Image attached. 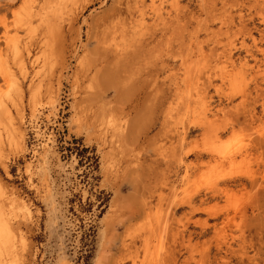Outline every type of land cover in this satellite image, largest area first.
I'll return each mask as SVG.
<instances>
[{
  "label": "rangeland",
  "instance_id": "1",
  "mask_svg": "<svg viewBox=\"0 0 264 264\" xmlns=\"http://www.w3.org/2000/svg\"><path fill=\"white\" fill-rule=\"evenodd\" d=\"M263 34L264 0H0L2 264H264Z\"/></svg>",
  "mask_w": 264,
  "mask_h": 264
},
{
  "label": "bare ground",
  "instance_id": "2",
  "mask_svg": "<svg viewBox=\"0 0 264 264\" xmlns=\"http://www.w3.org/2000/svg\"><path fill=\"white\" fill-rule=\"evenodd\" d=\"M212 1V0H211ZM217 1V0H216ZM261 1V0H260ZM57 2V1H56ZM163 2V1H162ZM169 2V1H168ZM204 2V1H203ZM208 2V1H207ZM143 3H144V1H143ZM211 3H213V2H211ZM142 4V3H141ZM157 4V3H156ZM158 4H159V1H158ZM158 4H157V7H160V6H158ZM170 4V3H169ZM143 5V4H142ZM178 5V4H177ZM55 6V5H54ZM57 6V5H56ZM171 6V5H170ZM174 6H175V4H174ZM181 6V5H180ZM183 6V5H182ZM185 6V5H184ZM183 6V7H184ZM248 6V5H247ZM162 7V6H161ZM172 7V6H171ZM225 7V6H224ZM55 8V7H54ZM53 8V9H54ZM165 8V7H164ZM170 8V7H169ZM201 8V7H200ZM219 8V7H218ZM139 9H142V8H139ZM147 9V8H146ZM150 9V8H149ZM159 10L161 9V8H158ZM171 9V8H170ZM174 9H182V7L181 8H179V6H177V8H174ZM188 9V8H187ZM207 9V8H206ZM52 10V9H51ZM68 10V9H67ZM164 10V9H163ZM183 10V9H182ZM211 10V9H210ZM28 11V10H27ZM141 11V10H140ZM146 11V10H145ZM144 11V12H145ZM153 11V10H152ZM161 11V10H160ZM168 11V10H167ZM170 11V10H169ZM178 11V10H177ZM55 12H59V9H58V7H57V9L55 10ZM144 12H143V15H144ZM211 12V11H210ZM217 12H219V11H217ZM230 12V11H229ZM168 13V12H167ZM212 13V12H211ZM221 13V12H220ZM58 14V13H57ZM178 14V13H177ZM215 13H213V15H214ZM217 14V13H216ZM219 14V13H218ZM28 15H29V12H28ZM31 15V14H30ZM52 15V14H51ZM158 15V14H157ZM208 15H210L209 13H208ZM212 15V14H211ZM224 15H226V14H224ZM224 15H221V16H223V18H224ZM229 16V15H228ZM227 16V17H228ZM238 16H240V15H238ZM141 17V16H140ZM220 16H218V18H219ZM191 18V17H190ZM231 18V17H230ZM242 18V17H241ZM241 18H240V20H241ZM57 19V18H56ZM72 19V18H71ZM142 19V18H141ZM176 19V18H175ZM232 19V18H231ZM51 20V19H50ZM52 20H53V18H52ZM157 20V19H156ZM219 20V19H218ZM226 20V19H225ZM224 20V21H225ZM229 20V19H228ZM234 20V19H233ZM244 20V19H243ZM144 21V20H143ZM53 22V21H52ZM55 22V21H54ZM58 22V21H57ZM140 22V21H139ZM158 22V21H157ZM221 22H222V20H221ZM73 19L71 20V22H70V25L68 26V27H70V29H66L67 31H71L72 30V28H73ZM206 23V22H205ZM228 23H230V22H228ZM241 23H243V21L241 22ZM245 23V22H244ZM124 24V23H123ZM176 24H177V22H176ZM175 24V25H176ZM189 24V23H188ZM226 24V23H225ZM233 24V23H232ZM179 25V24H178ZM183 25V24H182ZM221 25H222V23H221ZM228 25V24H227ZM230 25H231V23H230ZM47 26H48V29H47V32L48 33H50V32H53L54 34H55V36H56V39H55V42L53 41V46H54V48H58L61 44H64L65 43V41H63V40H65V37H66V33H65V30L63 29V27L61 26V23L60 24H57V23H50V24H47ZM243 26H245L244 24H243ZM173 27V26H172ZM222 27V26H221ZM220 27V28H221ZM225 27V26H224ZM178 28V27H177ZM176 28V29H177ZM219 28V27H218ZM220 28H219V30H220ZM123 29V28H122ZM170 29H171V27H170ZM183 29H185V28H183ZM183 29H182V31H183ZM227 29H228V27H227ZM243 29V28H242ZM180 30V29H179ZM56 33H55V32ZM174 31H175V29H174ZM185 31V30H184ZM195 31V30H194ZM193 31V32H194ZM231 31V30H230ZM170 32H171V30H170ZM124 33V32H123ZM123 33L121 34V35H123ZM220 33V32H219ZM230 33V32H229ZM252 33V32H251ZM125 34V33H124ZM181 34V33H180ZM126 35V34H125ZM174 35V34H173ZM176 35V34H175ZM177 35H179V32H178V34ZM182 35V34H181ZM252 35V34H251ZM114 36H116V35H114ZM261 36V35H260ZM263 36H264V34H263ZM167 38H168V36H166ZM183 37V36H182ZM234 37V36H233ZM166 38V39H167ZM206 38H208V37H206ZM220 38V37H219ZM115 39V38H114ZM158 39V38H157ZM158 40H160V38L158 39ZM173 40V39H172ZM115 41V40H114ZM169 41V39L167 40V42ZM234 41H235V38H234ZM256 41V40H255ZM15 42V41H14ZM17 42V41H16ZM15 42V43H16ZM19 42V41H18ZM111 42V41H110ZM159 42V41H158ZM165 42V41H164ZM180 42V41H179ZM200 42V41H199ZM199 42H198V45H199ZM218 42V41H217ZM216 42V43H217ZM113 43V42H112ZM183 43V42H182ZM257 43V42H256ZM255 43V44H256ZM115 44V43H114ZM202 44V43H201ZM215 44V43H214ZM222 43L220 42V45H221ZM234 44V43H233ZM236 45V44H235ZM13 46V45H12ZM25 46V45H24ZM116 46V45H115ZM200 46H202V45H200ZM225 46V45H224ZM223 46V49H224V51H225V48L226 47H224ZM230 46V45H229ZM26 48H27V46H25ZM109 47V46H108ZM114 47V46H113ZM233 47V46H232ZM237 47V46H236ZM216 48V47H215ZM13 54H14V59H15V62H16V64H17V66L19 67L18 69H20V71L21 72H23V70L25 69V67H24V60H23V58H24V55H23V53L19 50V48L17 47V45H15L13 48ZM202 49V48H201ZM228 49V48H227ZM172 50V49H171ZM170 50V51H171ZM189 50V49H188ZM210 50V49H209ZM234 50V49H233ZM228 51H230V49L228 50ZM211 53H213V52H211ZM229 53V52H228ZM232 54V53H231ZM200 55V54H199ZM226 55V54H225ZM230 55V54H229ZM206 56V55H205ZM227 56V55H226ZM202 57V56H201ZM230 58V57H229ZM228 58V56H227V59H229ZM2 60V59H1ZM231 60V59H230ZM246 60V59H245ZM3 61V60H2ZM200 61V60H199ZM232 61V60H231ZM244 61V60H243ZM4 62H5V59H4ZM15 62H14V64H15ZM247 62V61H246ZM3 63V62H2ZM190 63V62H189ZM199 63V62H198ZM243 63V62H242ZM247 64V63H246ZM245 64V65H246ZM165 65V64H164ZM167 65V64H166ZM165 65V66H166ZM191 65V64H190ZM2 66V65H1ZM199 66V65H198ZM227 66V65H226ZM191 69V68H190ZM204 69H206V67L204 68ZM6 70H7V74L9 75V77H10V79H11V81H10V83H11V85H9V87L11 88L10 90H7V92L8 91H10V92H14V94H16V96H18V98H20L21 96H22V94H23V90H24V88H23V85L18 81V80H14V76H13V74L9 71V68L6 66ZM203 70V69H202ZM101 71V70H100ZM100 71H96V73H95V76L93 77L94 79H99V77H100ZM103 71V70H102ZM188 71H189V69H188ZM205 71V70H204ZM117 72V71H116ZM195 72V71H194ZM236 72V71H235ZM189 74H191L190 72H188ZM187 73V74H188ZM113 74H114V72H113ZM105 75V74H104ZM110 75V74H109ZM109 75H105V77L104 78H106L107 77V80H110V78H112V77H109ZM112 75V74H111ZM114 75H117V74H114ZM114 75H113V77H114ZM121 75V74H120ZM158 76V75H157ZM216 76V75H215ZM221 76V75H220ZM231 76V75H230ZM201 77V76H200ZM205 77V76H204ZM209 77V76H208ZM102 78V77H101ZM116 78V77H115ZM115 78H113V79H115ZM211 77H209L208 79H210ZM227 78V77H226ZM119 79H120V76H119ZM207 78L205 79L206 81L208 80ZM191 80V79H190ZM189 80V81H190ZM231 80H233V79H231ZM210 81V80H209ZM113 83H114V80L112 81ZM200 82V81H199ZM205 82V81H204ZM119 83V82H118ZM109 84H110V82H109ZM195 86H196V84H194ZM210 85H211V83H210ZM8 88V87H7ZM234 88V87H233ZM9 89V88H8ZM195 90V89H194ZM6 92V91H5ZM50 92V94H49V96H50V98H51V100H54L55 99V96H56V92H57V90H55V89H52V90H50L49 91ZM185 92V91H184ZM205 92V91H204ZM206 92H207V90H206ZM6 96H7V94H5ZM11 95V94H10ZM193 95V94H192ZM195 95V94H194ZM15 96V95H14ZM202 96V95H201ZM198 97H199V95H198ZM205 97V96H204ZM232 97H234V96H232ZM5 98V97H4ZM7 98V97H6ZM192 98V97H191ZM7 99H10V97H8ZM193 100V99H192ZM2 101V100H1ZM8 101V100H7ZM11 101H12V99H11ZM181 101V100H180ZM14 103H15V101H14ZM195 103V102H194ZM198 103V102H197ZM179 104H181V103H179ZM201 104V103H200ZM197 105V104H196ZM182 107V106H181ZM193 107V106H192ZM205 107V106H204ZM8 110H9V107H7V105H5L3 102L1 103L0 102V121H1V117L3 118L4 116H6L7 115V113H8ZM209 122H211V121H209ZM209 124V123H208ZM221 125V124H220ZM12 127V129H13V131H14V133H13V141L17 144V145H19L20 144V137L22 136V131L20 130V128L19 127H16L15 128V126H11ZM208 127V126H207ZM222 127V126H221ZM209 128H211V127H209ZM224 128V127H223ZM216 130V129H215ZM218 130V129H217ZM210 131V130H209ZM213 131V130H212ZM204 133V132H203ZM212 133V132H211ZM213 134V133H212ZM212 134H210V135H212ZM215 134V133H214ZM126 136V135H125ZM205 136V135H204ZM185 137V136H184ZM209 138V137H208ZM214 139V138H213ZM110 140V139H109ZM123 141V140H122ZM122 141H120L121 143H122ZM113 142V141H112ZM124 143H125V141H124ZM123 143V144H124ZM210 143V142H209ZM111 144V143H110ZM117 144H120L119 142H117ZM128 144V143H127ZM127 144H125V145H127ZM0 145H1V137H0ZM215 145V144H214ZM213 145V146H214ZM20 146V145H19ZM206 146H208V145H206ZM210 146V145H209ZM212 147V146H211ZM220 147H222V146H220ZM211 149V148H210ZM209 149V150H210ZM224 149V148H223ZM226 149H228V147L226 148ZM230 150V149H229ZM112 151V150H111ZM110 151V152H111ZM212 151V150H211ZM109 152V153H110ZM218 152V151H217ZM221 152V151H220ZM108 153V154H109ZM215 153V152H214ZM224 153H227V152H223V154ZM111 154V153H110ZM227 155H228V153H227ZM109 156V155H108ZM226 156V155H225ZM233 156V155H232ZM110 158V157H109ZM220 158V157H219ZM226 158V157H225ZM221 160H222V158H220ZM0 161H2V159L0 158ZM1 164H3V163H1ZM4 167V169L7 171V167L6 166H3ZM3 189V184L1 183V181H0V191ZM146 200V199H145ZM151 201V200H150ZM171 202V201H170ZM204 203V202H203ZM147 204H149V202L147 203ZM171 204V203H170ZM202 204V203H201ZM169 205V204H168ZM189 205V204H188ZM195 205V204H194ZM170 206V205H169ZM6 207H7V205H6V200H0V264H2V260L4 259V257L6 256V255H11V254H9V253H11V251L12 250H14L15 249V241L17 240V234H16V231L12 228V226L10 225V223H9V221H8V217H10L11 215H13L12 213H7L6 211H5V209H6ZM203 207V206H202ZM9 209V208H8ZM194 209V208H193ZM196 210V209H195ZM203 210V209H202ZM11 211V210H10ZM7 213V214H6ZM147 213V212H146ZM172 213V212H171ZM170 213V214H171ZM16 214V213H15ZM6 215H8V216H6ZM162 215V214H161ZM170 216H173V215H170ZM216 216V215H215ZM165 218V217H164ZM171 218H169V220H170ZM172 220V219H171ZM158 226V225H157ZM185 226H187V225H185ZM164 227V226H163ZM163 227L161 228V229H163ZM217 229V228H216ZM24 239V238H23ZM21 240V243L23 244V245H25V241L24 240ZM194 247V246H193ZM22 249V248H21ZM148 254V253H147ZM14 255V254H13ZM12 256V255H11ZM150 256V255H149ZM154 256H155V254H154ZM153 256V257H154ZM17 257V256H16ZM6 258L8 259V257L6 256ZM16 259H18V258H16ZM10 260V259H9ZM8 261V260H7ZM4 262V261H3ZM14 263V262H13ZM135 263V262H134ZM9 264V263H8ZM12 264V263H11ZM144 264V263H143Z\"/></svg>",
  "mask_w": 264,
  "mask_h": 264
}]
</instances>
